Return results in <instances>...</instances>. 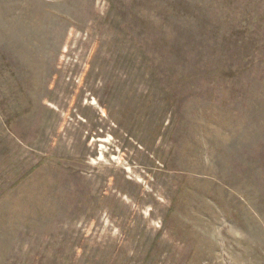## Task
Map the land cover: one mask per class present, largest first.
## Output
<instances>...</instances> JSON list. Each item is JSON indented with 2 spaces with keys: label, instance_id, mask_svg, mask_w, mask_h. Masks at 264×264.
I'll use <instances>...</instances> for the list:
<instances>
[{
  "label": "rangeland",
  "instance_id": "obj_1",
  "mask_svg": "<svg viewBox=\"0 0 264 264\" xmlns=\"http://www.w3.org/2000/svg\"><path fill=\"white\" fill-rule=\"evenodd\" d=\"M0 264H264V0H0Z\"/></svg>",
  "mask_w": 264,
  "mask_h": 264
}]
</instances>
